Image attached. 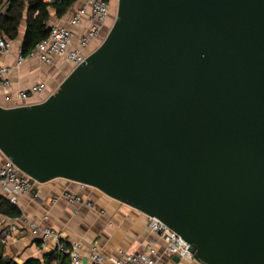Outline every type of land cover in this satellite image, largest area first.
<instances>
[{
  "label": "water",
  "instance_id": "1",
  "mask_svg": "<svg viewBox=\"0 0 264 264\" xmlns=\"http://www.w3.org/2000/svg\"><path fill=\"white\" fill-rule=\"evenodd\" d=\"M0 151L158 218L202 264H264V0H118L56 92L0 104Z\"/></svg>",
  "mask_w": 264,
  "mask_h": 264
},
{
  "label": "crops",
  "instance_id": "2",
  "mask_svg": "<svg viewBox=\"0 0 264 264\" xmlns=\"http://www.w3.org/2000/svg\"><path fill=\"white\" fill-rule=\"evenodd\" d=\"M84 3L85 0H75L73 6L60 15L55 8H51L49 27L53 23L70 26L71 11ZM3 11L4 6L0 5V13ZM75 30L77 33H81L82 28ZM25 34L26 19L21 23L16 38L10 39L7 36L4 38L12 44L10 52H0V66L14 68L11 75L12 91L0 93V104L6 107L15 104L18 90L29 88L38 81L45 82L47 90L43 94L33 97L30 104L43 101L56 92L61 82L73 69L71 63L59 56L54 57L51 64H45L39 59H32L17 66V57L22 48ZM98 46L96 42H93L88 46L87 51L91 53ZM5 159L6 157L1 154L0 167ZM33 188H37L38 191H31L29 194L19 197L17 206L21 209L20 216L10 217L0 211V233L8 226L17 227L14 237L4 244V252L6 256L13 258L18 263L36 258L46 264L47 255L56 251L55 241L50 248H42L41 236L33 234L30 227V222L36 221L42 227H51L56 231L63 232L68 249L72 241L79 240L86 250L97 247L102 253L117 257L121 250L133 252L145 250L151 246L158 253L156 264H185L182 260L176 261L174 255L165 252L166 244L157 232L149 228V217L146 214L105 195L98 189L63 178L42 184L35 183ZM66 191L81 194L93 203V207L82 205L79 212L74 213V205L70 204L63 196ZM3 199L10 201L7 197L2 196L0 203ZM84 264H88L87 257L84 259Z\"/></svg>",
  "mask_w": 264,
  "mask_h": 264
},
{
  "label": "built area",
  "instance_id": "3",
  "mask_svg": "<svg viewBox=\"0 0 264 264\" xmlns=\"http://www.w3.org/2000/svg\"><path fill=\"white\" fill-rule=\"evenodd\" d=\"M43 1L49 4L62 2V0ZM111 8L112 0H85L83 5L71 11L70 26L53 23L49 35L38 42L29 52L23 53L21 48L17 57V66L32 59H39L45 64H51L56 56L71 63L73 68L83 63L90 54L87 51L88 46L93 42L99 45L105 39ZM76 28H82L81 33H77ZM11 49V42L2 37L0 30V52L8 53ZM13 69L10 66H0V93L12 91ZM46 90L47 85L43 81L35 82L29 88L20 89L17 91L16 102L13 106L30 104L33 97L43 94ZM1 154L3 153L0 151ZM34 184L33 179L21 173L15 163L6 157L0 167V198L5 196L11 203L19 205V197L29 194ZM63 196L70 204L74 205V213H78L82 205L93 207V203L79 193L66 191ZM148 226L163 239L167 254L179 257L185 264H202L191 252L190 244L164 222L156 217H149ZM30 227L33 234L41 236L43 249L50 248L55 241L56 250L68 255L66 263L56 259L52 264H84L85 257H87L88 264H156L158 259L157 250L151 246L145 250L133 252L121 250L117 257L108 256L97 247L86 250L79 240L72 241L68 249L63 232L56 231L51 227H42L36 221H31ZM16 232V226L6 227L0 233V241L6 244Z\"/></svg>",
  "mask_w": 264,
  "mask_h": 264
},
{
  "label": "trees",
  "instance_id": "4",
  "mask_svg": "<svg viewBox=\"0 0 264 264\" xmlns=\"http://www.w3.org/2000/svg\"><path fill=\"white\" fill-rule=\"evenodd\" d=\"M75 0H62L60 4H49L43 0H0L4 11L0 13V30L2 37L10 39L17 37L19 28L26 19V34L22 44L23 53L29 52L34 46L45 39L50 33L49 20L51 8H55L58 14H64ZM35 183V181H34ZM0 211L10 217L21 215V209L10 201L3 199L0 203ZM46 264H51L56 259L67 262V255L57 250L47 255ZM0 264H43L41 260L30 258L24 263H18L13 258L5 255L4 244L0 241Z\"/></svg>",
  "mask_w": 264,
  "mask_h": 264
},
{
  "label": "rangeland",
  "instance_id": "5",
  "mask_svg": "<svg viewBox=\"0 0 264 264\" xmlns=\"http://www.w3.org/2000/svg\"><path fill=\"white\" fill-rule=\"evenodd\" d=\"M117 7H118V0H112V8H111V17L108 20L107 28L108 31L115 22L117 16Z\"/></svg>",
  "mask_w": 264,
  "mask_h": 264
}]
</instances>
